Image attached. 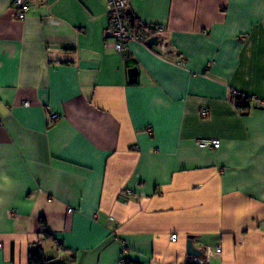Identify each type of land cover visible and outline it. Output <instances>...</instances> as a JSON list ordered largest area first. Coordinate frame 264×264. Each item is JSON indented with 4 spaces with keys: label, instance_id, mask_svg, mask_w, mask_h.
<instances>
[{
    "label": "crops",
    "instance_id": "crops-1",
    "mask_svg": "<svg viewBox=\"0 0 264 264\" xmlns=\"http://www.w3.org/2000/svg\"><path fill=\"white\" fill-rule=\"evenodd\" d=\"M127 13L170 52H117L106 0H0V264H264V0Z\"/></svg>",
    "mask_w": 264,
    "mask_h": 264
},
{
    "label": "built area",
    "instance_id": "built-area-1",
    "mask_svg": "<svg viewBox=\"0 0 264 264\" xmlns=\"http://www.w3.org/2000/svg\"><path fill=\"white\" fill-rule=\"evenodd\" d=\"M32 1L33 0H13V7L20 19H25L30 10ZM106 7L109 17L107 43L111 44L117 52L125 53L131 42H140L147 45L152 37L158 38V43L154 45L156 49L160 50L163 54H168L170 52L167 46V41L163 37V27L142 24V27L139 30L133 31L131 29L130 23L127 20L128 0H106ZM179 64L184 66L185 62L181 60L179 61ZM252 99L253 98H251V100ZM261 103L264 104V102ZM199 114L202 117H207L209 115V110L203 108L200 110ZM58 119V114L50 115L51 121H57ZM198 145L205 149H217L220 146V142L217 139L202 138L198 140ZM69 211L71 212L72 209ZM172 238L175 239L176 236L173 235ZM190 260L197 264L206 263L200 260L197 261L196 259Z\"/></svg>",
    "mask_w": 264,
    "mask_h": 264
},
{
    "label": "trees",
    "instance_id": "trees-1",
    "mask_svg": "<svg viewBox=\"0 0 264 264\" xmlns=\"http://www.w3.org/2000/svg\"><path fill=\"white\" fill-rule=\"evenodd\" d=\"M127 20L130 23L131 29L133 31L139 30L142 27V24L138 23L137 18H134L132 15L127 14ZM151 48H156L155 46H150ZM247 98L244 99L243 96H239V107L242 111H246L247 109V100L251 97L246 96ZM46 236H50V234L45 233ZM30 264H67L64 260L59 258H47L41 251V248H34L30 252ZM187 264H197L192 262L190 259Z\"/></svg>",
    "mask_w": 264,
    "mask_h": 264
},
{
    "label": "water",
    "instance_id": "water-1",
    "mask_svg": "<svg viewBox=\"0 0 264 264\" xmlns=\"http://www.w3.org/2000/svg\"><path fill=\"white\" fill-rule=\"evenodd\" d=\"M157 43H158V38L152 37L148 41L147 46H153V45H156ZM137 73H138L137 68H133L130 70V75L135 78L137 76ZM192 239L193 238L189 236L188 241H187V253L193 258H198V257L203 256V252L194 246Z\"/></svg>",
    "mask_w": 264,
    "mask_h": 264
},
{
    "label": "clouds",
    "instance_id": "clouds-1",
    "mask_svg": "<svg viewBox=\"0 0 264 264\" xmlns=\"http://www.w3.org/2000/svg\"><path fill=\"white\" fill-rule=\"evenodd\" d=\"M13 180L7 175L0 176V188L8 190L13 186Z\"/></svg>",
    "mask_w": 264,
    "mask_h": 264
}]
</instances>
